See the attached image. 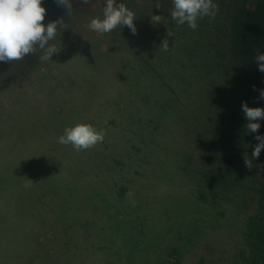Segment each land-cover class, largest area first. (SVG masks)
<instances>
[{
	"label": "rangeland",
	"instance_id": "rangeland-1",
	"mask_svg": "<svg viewBox=\"0 0 264 264\" xmlns=\"http://www.w3.org/2000/svg\"><path fill=\"white\" fill-rule=\"evenodd\" d=\"M42 7L43 23L64 22L53 41L60 51L49 62L36 52L0 63V264H164L177 248L180 264H238L246 224L264 205V150L252 157L257 134L242 103L221 101L222 82L203 77L182 84L186 92L174 83L163 117L142 115L141 89L126 79L139 75L118 65L153 19L129 7L136 34L124 26L101 35L88 23L104 0H72L70 16L56 2ZM256 102L248 106L264 108ZM78 123L103 141L81 151L60 144Z\"/></svg>",
	"mask_w": 264,
	"mask_h": 264
},
{
	"label": "trees",
	"instance_id": "trees-1",
	"mask_svg": "<svg viewBox=\"0 0 264 264\" xmlns=\"http://www.w3.org/2000/svg\"><path fill=\"white\" fill-rule=\"evenodd\" d=\"M171 1L129 2V7L141 8L136 13L140 11L143 17L148 18L147 23L152 19L151 9L154 11L155 8L162 17L159 22L152 20L148 37L132 40L128 54L124 52V59L118 65L123 72L139 75V79H126L132 86L141 89L138 106L140 108L143 104L144 110L140 114H144L145 108L146 111L156 109L163 117L169 110L168 100L177 95L174 83L180 81L181 90L186 92V87H183L185 83L193 84L203 77L216 80L209 82V85L222 82L217 91L222 97L225 94L229 96L220 97L221 101H230L232 105L247 102L249 106H258L256 101H261V98L256 86L264 89V73L258 70L254 57L257 50L264 52V0H216L219 12L215 18L199 20L196 30L190 29L187 24L178 26L171 19ZM255 1L256 4L252 5ZM55 2L46 0L43 4L49 7ZM78 24L79 29H84L81 22ZM124 28L128 29L127 34L131 33L127 26ZM165 39L169 42L167 51L160 48ZM116 79L117 84L124 80L119 76ZM153 95H158L159 100L150 101ZM233 108L230 112L235 114ZM221 135H225L222 129L212 136V149L220 146ZM211 153L214 154V150ZM215 159L209 158L216 163ZM21 166L22 163L17 165ZM17 171L22 174V168ZM262 210L263 213L250 217L246 224L244 237L247 249L241 253L238 264H264V205ZM182 254L181 248L172 250L164 264H180Z\"/></svg>",
	"mask_w": 264,
	"mask_h": 264
},
{
	"label": "clouds",
	"instance_id": "clouds-1",
	"mask_svg": "<svg viewBox=\"0 0 264 264\" xmlns=\"http://www.w3.org/2000/svg\"><path fill=\"white\" fill-rule=\"evenodd\" d=\"M56 3L64 6L69 16L72 14V0H56ZM82 3L88 4L90 0H82ZM42 4L43 0H0V63L18 61L36 52L41 53V62H49L52 56L60 51L53 41L63 28L64 22L58 20L43 23L46 9ZM218 12L216 0H172L170 14L178 26L187 24L190 29L196 30L199 20L205 17L215 18ZM152 19L159 22L162 17L155 15ZM136 20V13L125 2L104 0L102 17H93L88 27L91 31L104 35L127 26L136 34ZM160 48L168 50L167 39L162 41ZM254 61L258 70L264 73V52L257 50ZM260 98L264 99V90H260ZM241 107L248 132L257 134L254 139L258 143L254 146L252 157L258 159L264 150V135L258 134L261 124L257 121L264 120V108L249 107L247 102L242 103ZM103 139L104 133L93 125L78 123L66 127L63 135L58 137V142L63 145L70 144L74 150L81 151L93 147ZM245 163L252 167L251 160H246Z\"/></svg>",
	"mask_w": 264,
	"mask_h": 264
}]
</instances>
